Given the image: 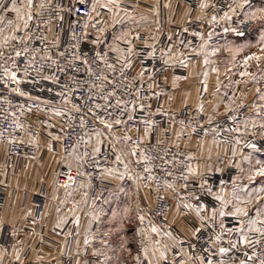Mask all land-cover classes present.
Instances as JSON below:
<instances>
[{
    "label": "snow or ice",
    "instance_id": "obj_1",
    "mask_svg": "<svg viewBox=\"0 0 264 264\" xmlns=\"http://www.w3.org/2000/svg\"><path fill=\"white\" fill-rule=\"evenodd\" d=\"M144 2L67 0L65 4L60 0L53 7L50 0L47 4L41 0L34 14V0H25L23 6L16 0H0L4 13L0 25L5 26L0 28V60L4 65L12 62L11 67L0 65L4 85L14 83L12 93L34 102L35 108L26 111L33 113V123L38 126L52 128L41 116L51 120L69 115L72 121L70 114H79V123H68L64 135L48 131L43 147L51 160L52 175L47 181L51 191L34 188L23 219L32 217L31 223H37L32 208L39 205L33 199L44 198L41 219L49 210V199L58 202L51 230L62 229L71 220L76 236L82 228L85 232L82 244L77 240L75 251L67 254V264H251L260 256L256 249L264 248V0H199L197 27L206 23L208 28L190 31L185 27L192 22L187 19L191 9L186 8L181 14L184 23L176 22L181 33L168 30L170 44L160 49L159 57L162 30L157 26L153 31L151 25L157 21L146 13L159 17L160 6L142 7ZM77 3L85 9L82 14ZM45 7L56 13L58 24L51 18L42 19ZM10 13L15 14L14 19L7 18ZM168 23H173L171 17ZM54 27L59 31L54 32ZM141 29L149 35L142 38ZM183 33L200 41L196 47L191 41L187 44L188 57L202 58L199 72L185 53H173V35ZM214 38L222 42L209 50ZM179 43L185 44V40ZM222 51L228 53L223 61L227 84L220 79L218 60L213 59ZM110 53L116 54L115 62H110ZM241 56L243 70L238 73L240 79L233 80L237 73L232 69L238 67L237 57ZM146 62H151L150 67ZM94 64L103 66L99 73L93 71ZM80 65L85 73L82 81L68 75L69 71L80 73ZM177 67L185 72L177 75ZM253 67L255 71H249ZM46 68L52 74H46ZM210 71L216 77L212 90ZM56 73L65 74L76 85L71 88L65 82L60 86L55 93L59 105L31 96L20 87L41 80L60 84ZM161 81L173 92L160 87ZM181 81L193 84L195 100L192 102L193 91H185L179 107H173ZM249 82L254 84L253 102H248L244 90ZM77 92L82 93L77 99L83 107L72 101ZM161 97H166L163 103ZM148 101H155V107ZM19 107L25 111L23 105ZM145 111L148 115H141ZM13 124L27 130L17 119ZM64 127L61 125L62 132ZM27 143L38 152L42 146L39 133L30 134ZM8 144L15 145L17 140L10 138ZM157 158L160 164H154ZM30 159L38 160V156ZM140 165L144 166L142 172L137 170ZM39 183L43 185L45 180ZM69 203L71 208L63 212ZM81 213L87 218L86 227ZM26 226L31 235H39L30 224ZM21 231L14 213L0 215V264L9 247L21 261L23 249L17 247ZM72 235L71 231L65 233V237ZM40 239L43 241L42 236ZM124 256L130 260L122 259Z\"/></svg>",
    "mask_w": 264,
    "mask_h": 264
},
{
    "label": "crops",
    "instance_id": "obj_2",
    "mask_svg": "<svg viewBox=\"0 0 264 264\" xmlns=\"http://www.w3.org/2000/svg\"><path fill=\"white\" fill-rule=\"evenodd\" d=\"M16 2L18 5L23 6L25 0H18ZM152 3H158L160 6L159 17H156L151 12L146 13L151 20L157 21V23L151 25L153 31L157 26H159L162 29L163 21L166 20L168 22L170 17L175 23L176 22L184 23V21L181 20V14L185 11L186 8L191 9V15L187 19L196 17L199 12V7H198L199 1L197 4H195L193 2H190L189 0H145L144 2L145 5H142V7H148ZM169 3L172 5V7L166 8L165 5ZM35 9H36V4L34 2L33 12ZM7 18L14 19L15 14L13 13L12 17L7 16ZM3 27L5 26L0 25V28ZM141 34L144 35L145 37L149 35L148 33L143 32V29H141ZM201 59L202 58H197V57L191 58L192 63L197 72H199L202 67V64L198 62ZM213 59L220 60L219 57L218 58L214 57ZM220 71H221L220 79L224 82H228V80H225L224 78L225 68L220 67ZM228 75H231V72L228 73ZM215 78H216L215 73H212L210 71V76H209L210 90L214 88ZM185 91H193L192 102H194L195 92L193 89V84H189L188 82L181 81L180 87L176 89L174 92L176 96V100L174 101L175 107H179L181 94ZM205 99L206 100L212 99V97L205 96ZM192 102H190L189 105H191ZM221 111H223V108H221ZM186 138L187 137H185V139ZM40 139L42 141V146L38 160H31L30 158H27L22 162H11L6 157L5 147L0 152V185L1 187L4 188L5 191V200L0 215H4L6 211H8L10 214L14 213L15 219L17 221V227L22 228V231L17 238V247L19 249H23V251L21 252V261L28 264H58V261L60 262V264H67L68 258L66 257V254H68L70 251L72 252L75 251L77 240H80L82 244L85 232L82 228L80 236H76L73 234L72 236H68V237L64 236V239H60L56 236L58 235V232L63 230L64 227L68 224L70 226L66 230V233L70 231L72 232V229H75L74 225L70 220L69 223L66 224L62 229H57L55 232L51 230L53 223L55 221L56 204L58 202L51 201L49 199V204H50L49 210L45 212L43 219H41L40 216L39 220L36 218L38 208H32L33 216L37 221V223L35 224L31 223L32 217H29L27 220L23 219V216L25 214L23 210L29 205V200L32 198L33 195V189L34 188L39 189L43 187L46 191L49 192L51 191L47 183V181L52 175L51 169L48 167V165L51 163V160L47 149L43 147V141L49 138L43 135L40 137ZM208 139L210 141L211 137H209ZM29 164L31 165V167H28ZM41 165H43V167H41ZM40 179H44L45 184L41 185L39 183ZM5 184L8 185L7 188L4 187ZM9 193L11 194L10 197H9ZM60 196L63 198V190L60 191ZM76 198L79 199V196H77ZM32 203L37 204V199H33ZM69 208H71V203L65 205L62 211L67 212ZM42 212H44V207ZM81 219H82V225L86 227L87 218L84 215V213H81ZM29 224L31 225V227H34L36 229L37 233H40V231L43 229L52 233L49 236V239L52 242L47 243V245L37 246L40 240V235L37 236L31 235L30 234L31 228L26 226ZM93 230H95V226ZM65 244H67V247H65ZM61 252H64L65 254L60 255ZM122 259L130 260V258L126 256L122 257ZM14 261L17 260L13 255L12 248L9 247L7 254L4 255L3 257V264H13Z\"/></svg>",
    "mask_w": 264,
    "mask_h": 264
},
{
    "label": "built area",
    "instance_id": "obj_3",
    "mask_svg": "<svg viewBox=\"0 0 264 264\" xmlns=\"http://www.w3.org/2000/svg\"><path fill=\"white\" fill-rule=\"evenodd\" d=\"M18 1V0H16ZM190 2H193L195 4L198 3L199 0H189ZM5 2H7V0H5ZM35 4H36V9L34 10V14L39 10L38 9V5L41 2V0H34ZM49 2V0H45V3L47 4ZM51 5L54 7L57 3H60V0H50ZM64 3L67 4V0H64ZM145 5V4H143ZM77 7L81 8V14L83 13V11L85 10L83 7H81L78 3L76 5ZM209 15L212 13V10L209 9L207 10ZM43 12V16L42 19L47 20L49 18H51L54 22V25L58 24V22L55 19L56 13L54 11H52L51 8L49 7H45V9L42 10ZM0 15H4V13L2 11H0ZM13 13L8 14V17H12ZM196 17H192L189 20H191V23H185L184 26L188 27L190 31H192L193 29L199 30V31H204L205 29L208 28V25L205 23L202 27H197L198 26V21H196L195 19ZM36 19H41V18H36ZM172 29L175 33L180 34L181 33V29L177 26V23L173 22L172 24H169L166 20L163 21L162 24V34L160 37V43L157 45V56L159 57L160 55V49L164 47V45H168L170 44V42L167 40V33L169 29ZM31 31V30H30ZM54 32L59 31L58 27H54L53 29ZM217 32H220L221 29L217 28L216 29ZM22 33H18L17 35H21ZM45 34L48 35L47 31L45 30ZM145 36L142 35V38H144ZM180 39H184L185 40V44H180L179 40ZM191 41V46L192 47H196L200 41L197 37H193L190 36L187 33H183L182 35H173V42L175 43V47L173 48V53L174 54H178V53H185V58L191 59L193 57H188L187 53L189 51L187 44L188 42ZM222 41L219 40V38H214L211 42H210V47L211 45H218L219 43H221ZM37 47H39V44L36 45ZM123 46V45H122ZM138 50L142 51V46H138ZM53 52H55V50H53ZM110 62H115V54L114 53H110ZM11 61H8L7 65H4V62L2 60H0V65L3 66H7V67H11ZM20 65H23L24 63V59L22 58L19 61ZM65 61L62 59L61 60V64H64ZM151 62H146V67H150ZM161 65L159 63V61L157 62V68H160ZM81 71L80 73H73L71 71L68 72V75H75L78 81H82L84 79L85 73H84V66L80 65ZM103 68L102 65L97 66V65H93V71L94 72H100V70ZM14 70V69H13ZM175 73L177 75L184 73L185 70L182 68L177 67L175 70ZM173 70H169L168 75L169 77H171ZM3 67H0V152L3 150V148L5 147V151H6V157L9 161L11 162H22L27 158H30L33 155H37L39 157L40 152H41V148L39 149V151L37 152V150L30 144L27 143L30 134H36L37 132L39 133V136H47L48 137V131H51L54 135H64L66 132L69 131V129L67 128V124L70 122H75L76 124L79 123V120L77 119V116L79 114L76 113H71L70 115L72 116V121L69 120V115H65L63 117H53L51 120H47V118L45 116H41V119H45L46 120V124H51L52 128L49 129L46 126H38L36 124L33 123L35 116L33 115V113H29L26 111V109L28 107H33L35 108V104L33 101L27 100L26 98H22V97H18L15 93L11 92V88L12 87H16V85L13 84H9L7 87L4 85L3 83ZM46 74H52L51 69H47L46 68ZM19 75L22 77V72L19 73ZM56 75L59 77L60 80V84H53L51 81H43L41 80L39 82V84H29V83H24L22 85H20L21 89L24 90L25 92H27L29 95L31 96H39L41 100H50L54 105H59L60 104V99L59 97H56L55 93L57 91L60 90V86L62 84H64L65 82L68 83L69 87L71 88H75L76 85L73 84L71 81H69L67 79V76H65V74L63 73H56ZM32 76H36V72L33 70L32 71ZM29 79H31V77H29ZM94 79V78H92ZM157 80H160V74L157 73ZM42 86V87H41ZM145 88H147V83H145L144 85ZM160 87L165 88L166 91L168 92H173V90L170 88V86H166L163 84V82H160ZM51 88L52 91L49 92L48 89ZM145 95H147L148 93H144ZM82 95V93L77 92V93H73L72 94V101L75 104L80 105L81 107H83V103L82 100L77 99V97H80ZM164 100H166V97H161V103L164 102ZM101 104L104 103V101L100 100L99 101ZM149 103H153V106L155 107V101H148ZM112 103H115V100L112 101ZM20 105L24 106L25 111L21 112L20 110ZM167 106V105H166ZM172 106H174V101L172 102ZM68 108H71V105L67 106ZM189 108H191V105H189ZM50 111L49 109L45 110ZM185 111H188V109H185ZM243 111H247V109H244ZM15 112V117L12 116V113ZM141 115L147 116L148 113L147 111H145L144 113H142ZM243 118V117H241ZM13 119H17L21 124H24L26 126V131H21L20 129H18L14 124H13ZM157 119H159V117H157ZM217 123H223V121H217ZM61 125H64V131H61ZM31 126V127H28ZM92 124L91 122H89V127H91ZM215 125H213L214 127ZM88 129H84V131H87ZM77 131H80V129H77ZM169 135H171L169 133ZM211 137V136H209ZM16 139L17 140V144L15 145H9L8 144V139ZM73 139H75V136L73 135L72 137ZM198 138V137H197ZM251 138V137H250ZM20 139H24L25 143L24 144H20L19 140ZM56 150L59 149V145L56 144L55 145ZM169 159H171V157H169ZM161 161L157 158L154 160V164H160ZM143 165H140L139 168L137 169L138 171H143ZM182 167V165L180 166ZM159 171V170H157ZM64 177L62 176L61 179H63ZM5 200V191L4 188L1 187L0 185V213L2 211V207H3V203ZM44 198L40 197L39 199H37V204L39 205L38 207V211L36 214V218L39 220L40 219V213L43 210V205H44ZM69 224L66 225L64 227L63 230L58 232V235H56L58 238L60 239H64L66 230L69 228ZM228 226H231V223H229ZM72 233L74 235L75 234V229H72ZM52 233H50L49 231L43 229L40 231L39 235L40 237H43V241H41V239L39 240V243L37 246H41V245H47V243H50L52 241H50L49 236ZM234 238V237H233ZM226 241H227V237H225V245H226ZM256 251L258 253H260L259 257H255L253 259V261L251 262V264H260V258H264V248H257ZM234 255L237 256H241V258H243L241 253H233ZM249 254H251V249H249ZM205 255H207L205 253ZM66 257L68 258V255L66 254ZM13 264H21V261H14ZM23 264H28V263H24Z\"/></svg>",
    "mask_w": 264,
    "mask_h": 264
},
{
    "label": "rangeland",
    "instance_id": "obj_4",
    "mask_svg": "<svg viewBox=\"0 0 264 264\" xmlns=\"http://www.w3.org/2000/svg\"><path fill=\"white\" fill-rule=\"evenodd\" d=\"M209 50H211V47L209 48ZM255 51H256L255 49H252V52H255ZM250 54H251V52L245 53L244 55H250ZM227 56H228V53L226 51H222L220 53V55H219L220 60H218V63H219L220 67H224L223 61L225 60V58ZM242 59H243V56L237 57V65H238V67L232 69V72L237 73V75L232 76L233 80H239L240 79L238 73L243 70L242 67H239ZM249 71H255V68L254 67L250 68ZM231 75H232V73H231ZM224 78H225V80H227V76H225ZM224 83L227 84L228 82H224ZM262 85H264V82H262ZM241 88L244 89V86L241 85ZM223 90L224 89H222V91ZM244 90L246 92H248V102H253V101L256 100V95H255V92H254V84L252 82H249V84L247 85V89H244ZM251 91H252V93H251Z\"/></svg>",
    "mask_w": 264,
    "mask_h": 264
}]
</instances>
